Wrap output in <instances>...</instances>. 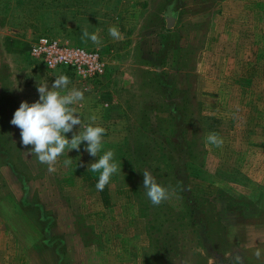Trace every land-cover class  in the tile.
Wrapping results in <instances>:
<instances>
[{"label":"rangeland","instance_id":"obj_1","mask_svg":"<svg viewBox=\"0 0 264 264\" xmlns=\"http://www.w3.org/2000/svg\"><path fill=\"white\" fill-rule=\"evenodd\" d=\"M84 28L101 44L82 40ZM39 35L99 50L106 73L43 68L29 54ZM59 74L85 90L83 123L95 115L106 129L98 157L114 150L121 171L103 191L86 142L49 172L11 124ZM212 132L222 146L205 143ZM145 169L171 190L158 206ZM257 248L264 0H0V264H264Z\"/></svg>","mask_w":264,"mask_h":264},{"label":"clouds","instance_id":"obj_2","mask_svg":"<svg viewBox=\"0 0 264 264\" xmlns=\"http://www.w3.org/2000/svg\"><path fill=\"white\" fill-rule=\"evenodd\" d=\"M113 39H121L117 26L108 29ZM81 39L100 45L98 33H89L87 28L82 29ZM70 78L66 74H59L49 87L48 83H38L39 99L33 103L21 102L15 111L11 124L20 129V138L23 146H31V154L41 164L48 165L49 172H55L54 165L58 159L70 150L79 151L82 143L86 142V151L93 157H98L104 148L106 129L96 123L97 117H89L90 123L85 125L81 114L75 107L84 100V91L76 87L69 88ZM79 126V131H74ZM72 133L71 138L68 133ZM206 144L220 147L223 139L218 133L212 132L205 137ZM114 150L103 151L102 155L89 165L93 173H99L96 189L103 191L110 183L114 174L121 171L119 164L114 159ZM71 159H65L63 164L68 166ZM88 168V169H89ZM143 173V188L145 195L154 206L170 199L169 187L159 183L154 175L145 169ZM257 259L264 258V249L257 248L254 252Z\"/></svg>","mask_w":264,"mask_h":264},{"label":"built area","instance_id":"obj_3","mask_svg":"<svg viewBox=\"0 0 264 264\" xmlns=\"http://www.w3.org/2000/svg\"><path fill=\"white\" fill-rule=\"evenodd\" d=\"M29 54L39 65L48 70H67L82 81L102 78L108 63L96 49L71 44L59 38L39 35L30 45Z\"/></svg>","mask_w":264,"mask_h":264},{"label":"trees","instance_id":"obj_4","mask_svg":"<svg viewBox=\"0 0 264 264\" xmlns=\"http://www.w3.org/2000/svg\"><path fill=\"white\" fill-rule=\"evenodd\" d=\"M43 67V66H42ZM44 68V67H43ZM46 69V68H45ZM48 70V69H47ZM67 71V70H66Z\"/></svg>","mask_w":264,"mask_h":264},{"label":"bare ground","instance_id":"obj_5","mask_svg":"<svg viewBox=\"0 0 264 264\" xmlns=\"http://www.w3.org/2000/svg\"><path fill=\"white\" fill-rule=\"evenodd\" d=\"M172 22L170 21V24H171Z\"/></svg>","mask_w":264,"mask_h":264}]
</instances>
